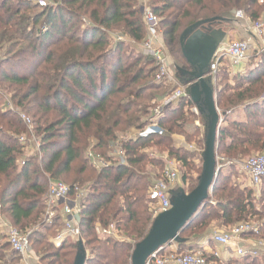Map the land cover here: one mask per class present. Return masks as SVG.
<instances>
[{
  "label": "trees",
  "instance_id": "trees-1",
  "mask_svg": "<svg viewBox=\"0 0 264 264\" xmlns=\"http://www.w3.org/2000/svg\"><path fill=\"white\" fill-rule=\"evenodd\" d=\"M37 1L0 0V92L29 117L40 140L37 156L19 163L17 138L27 133L26 127L15 114L1 111L0 95V218L29 232L35 264H73L78 242L67 238L54 244L62 231L60 219L51 226L42 221L47 181L61 182L71 196L75 189L82 191L80 242L90 253L85 264H130L134 245L155 218L148 191L164 167L143 151L152 147L180 163L185 169L181 190L186 186L191 192L201 173L206 120L190 112L194 104L187 89L185 98L163 109L156 122L159 132L128 140L131 130L149 124L158 99L177 89L155 81L154 61L140 51L146 37L140 0H48L46 6ZM147 1L169 57L184 68L180 36L187 28L224 21L235 11L250 22L264 17V0ZM252 60L254 66L235 75L232 85L226 67L212 78L224 124L215 141L221 170L213 180L211 200L179 232L178 251L192 252L198 239L212 235V224L228 230L254 221L264 238V180L256 198L251 188L235 184L231 166L264 154V55ZM174 135L183 137L185 145L196 144L200 153L176 147ZM116 145L124 153V166L111 163ZM89 147L110 164L95 169L86 157ZM194 158L200 167L195 168ZM107 228L117 238H100L98 231ZM233 259L230 264L264 262L261 255ZM0 264H20L7 243H0Z\"/></svg>",
  "mask_w": 264,
  "mask_h": 264
},
{
  "label": "built area",
  "instance_id": "built-area-1",
  "mask_svg": "<svg viewBox=\"0 0 264 264\" xmlns=\"http://www.w3.org/2000/svg\"><path fill=\"white\" fill-rule=\"evenodd\" d=\"M38 4L46 6L48 0H38ZM140 12L144 22L146 37L140 45L141 52L146 57L154 61L157 69L155 81H165L167 84L172 85L173 79L168 71L169 55L166 47L162 41L161 35L158 32V18L152 13L146 0H142L140 4ZM234 17L237 19H244L245 16L241 11H235ZM250 32L255 41L249 43L246 40H236L230 42L223 49L213 56L209 64V72L211 79L219 68V64L223 60H227L232 67L245 64L250 56L264 55V20L250 22ZM249 54V56H248ZM213 82V80H212ZM186 92L181 88L175 89L171 94L163 96L160 102L151 110L149 124L143 130H132L128 134V140L137 137H144L153 133L159 132L157 127V120L161 116L165 107L175 104L179 99L185 98ZM190 112L195 116L199 115L196 107L190 108ZM21 120L25 122L29 128L31 127V120L25 116L20 115ZM222 121L220 120V123ZM21 145L28 143L30 149L35 153L39 152V138L31 136L28 141L24 137L18 139ZM190 149H193L190 147ZM111 163L117 166H124L125 156L119 146H115L111 153ZM86 157L91 165L101 170L108 166V162L104 161L99 155L92 152V147L86 150ZM162 176L160 179L154 180L149 188L148 195L153 201L154 217L170 208V197L173 188L176 186L178 180L177 165L174 159H167L164 162ZM220 167V166H219ZM219 169V168H217ZM242 171L250 179L251 187H256L264 180V155H256L250 157L242 166ZM82 197V191L75 189L74 193L70 194L68 186L61 182L50 181L45 198V210L43 214L44 225L51 226L55 219L58 217L61 222L62 231L58 234L53 242L59 245L64 239H70L73 242H80L79 234V204L78 201ZM6 241L11 251L16 253L20 258V264H35L32 256V251L29 245L28 236L29 232H22L13 227L5 226ZM252 232L247 225H240L232 227L226 231L212 234L209 238L202 241V248L207 244L214 243L219 247L228 248L233 246L235 248L234 255L243 257L247 251L236 248V241L244 233ZM100 238L113 237L117 238V233L113 228L100 229L98 231ZM205 248V247H204ZM86 260L89 258L90 253L84 249ZM250 256L257 255L256 248L249 252ZM211 257L219 264H226L219 259V253L215 251L200 250L188 253H180L174 242H171L150 255L145 264H210L207 258Z\"/></svg>",
  "mask_w": 264,
  "mask_h": 264
},
{
  "label": "water",
  "instance_id": "water-1",
  "mask_svg": "<svg viewBox=\"0 0 264 264\" xmlns=\"http://www.w3.org/2000/svg\"><path fill=\"white\" fill-rule=\"evenodd\" d=\"M187 28L180 36V47L182 56L188 66L183 69L185 85L188 87L189 97L194 106L205 120L204 149L201 154V173L195 189L189 193L182 190L171 192L170 208L158 214L147 233V235L133 247L130 264H145L147 258L159 248L174 242H180L179 232L199 207L210 201L211 186L218 173L215 141L218 129L221 127L220 114L216 108L213 84L208 77L211 56H204L198 59L193 58L185 50L184 36L192 29ZM222 121V120H221ZM34 260L36 258L32 253ZM85 251L78 242V252L73 264H85Z\"/></svg>",
  "mask_w": 264,
  "mask_h": 264
},
{
  "label": "rangeland",
  "instance_id": "rangeland-1",
  "mask_svg": "<svg viewBox=\"0 0 264 264\" xmlns=\"http://www.w3.org/2000/svg\"><path fill=\"white\" fill-rule=\"evenodd\" d=\"M260 20H264V18H262ZM248 56H249V54H248ZM252 57H255V55L254 54H250V56H249V58L247 60V62L248 61L249 62H248L246 71L248 69L252 68V66H254V64L256 62V61L252 60ZM170 59H171V61L173 63V60H172L171 57H170ZM247 62L245 64H247ZM223 68H225V67H223ZM228 81H229V85H232L233 82H234L233 78H230V77H228ZM0 95L2 96L1 111L2 112H10V113L15 114L18 117V119L22 122V124L26 127L27 133L20 135L17 139H19L21 137H24L26 140L29 141L31 139V136L34 135V133H33V127H32V122L30 124L31 127L29 128V126L25 122H23L21 120L20 115L25 116L27 119H29V117H27L25 115V113H22L21 111H19L18 109H16L14 107V105L10 101V96L9 95L3 94L2 92H0ZM218 112L220 114V111H218ZM227 115H230V113H227ZM237 115H239V114H237ZM197 116H199V115H197ZM220 119L222 120L223 118L220 117ZM220 124L224 125L223 124V120H222V122ZM195 126H198L201 130L203 129L202 125L197 120L195 121ZM174 136H177V135H174ZM183 140H184V138H183ZM18 142H19V140H18ZM19 144H21V143L19 142ZM20 146H22V154L20 156H18L19 157V163H22L23 161H25V159H27L29 157L37 156V153H35L34 151H32L30 149L31 147L28 146V143H24L23 145H20ZM175 146H176V144H175ZM184 147H186L187 150L190 151V152H197L198 154L200 153V149H199L198 146H196V144H191L189 146L188 145H184ZM190 147H192L193 149H190ZM143 152L148 157L155 158L157 160H161L163 163L166 161V157H167V159H169V157L166 154H162L158 149H155V148H152V147L151 148H146ZM256 155H264V154L263 153H255V154H252V155H250L248 157H245V158L241 159L240 162H237L235 164H232L231 166H232V170L234 172V179L233 180H234L235 184H237V185H239L241 187H249V188H251V190L253 191V194L256 196V198H258L259 195H260V191H261V185L256 186V187H251V185H250V179L242 171V166L246 162V160H248L250 157L256 156ZM194 159H195L194 161H195V164H196V167L195 168L200 167L201 163L199 162L198 158H194ZM219 161L220 160H219L218 156H216L217 168H219L218 170L220 171L221 170V167H219ZM175 162H176V165H177V172H178V180L176 182V185L177 184H179V185H177L176 188H175L178 191L174 190V188H173V192H179V190H181L183 188L182 185H181L180 179H181L182 173L185 171V169H183V167H181L180 163H178L176 160H175ZM164 165H165V163H164ZM225 168H229V166L225 165ZM191 174H192V176H195V171H192ZM154 180H157V179L156 178L153 179L152 182ZM49 182L50 181H47V184H49ZM184 191L186 193H189L188 187L185 186V190ZM210 200H211V192H210ZM240 225H243V226L244 225H247V226H249V228H250V230L252 232H250L251 233V236L250 237L245 236V234H249V233L242 234L238 238V240L236 241V243H234L236 245V248L237 249L238 248H241V249L247 251V254L246 255H248L251 250H253V249L256 248L257 255H255L254 257H258L260 255L264 257V238L260 236L258 223L257 222H254V221H251L249 223H241V224H238V226H240ZM5 226L12 227L11 225L7 224L6 221H4L3 217H1L0 218V243H7L6 236H5V233H6ZM214 226L215 225L212 224V227H210V234L220 233V232H223V231H226L227 230V229H218V228H216ZM22 232H25V231H22ZM205 239H201V240L198 239L197 240V243L198 244H196V247L193 250L194 252H196L198 250H200V252H203V249H202V241H204ZM179 252L180 253H188L186 250H182V251H179ZM226 253L227 252H222L221 254H219V259L221 260V262L223 261L226 264H230V262H232L234 260L233 259V256L236 257V255L231 254L232 255L231 257H226ZM227 254L230 255V252H228ZM243 257H239V258L242 259ZM228 258H230V259H228ZM210 264H219V263L216 262L215 260H213L212 263H210ZM262 264H264V262Z\"/></svg>",
  "mask_w": 264,
  "mask_h": 264
},
{
  "label": "crops",
  "instance_id": "crops-1",
  "mask_svg": "<svg viewBox=\"0 0 264 264\" xmlns=\"http://www.w3.org/2000/svg\"><path fill=\"white\" fill-rule=\"evenodd\" d=\"M140 2L142 3V0H140ZM234 13L235 12H231L229 15H227V18L224 21L202 23L193 26V28L190 29V31L187 32L184 36V47L188 55H191L195 59L204 56H211V60H212L213 56L218 52V50L223 49L232 41L246 40L249 41V43H253V41L255 40L250 32V27H249L250 21L246 17L243 20L237 19L234 17ZM248 62L247 64H240L239 66L232 67L227 60H223L219 64V68H223V67L228 68L229 77L233 78L237 74L245 73ZM183 69L184 67H178L174 63H172L169 57L168 71L173 79L172 87L181 88L186 92L188 87H186L184 82L185 78L183 77L182 74ZM208 77H210V73L208 74ZM162 98L163 97L158 99V102H160ZM172 138L176 144V147L178 146L183 147L185 145L182 137L173 136ZM204 247L202 248L203 251H215L218 252L219 254H221L222 252H227V253L230 252V255L226 253V257H231L232 256L231 254L234 255V251H235V248H233V246H229L228 248H222L214 243L207 244Z\"/></svg>",
  "mask_w": 264,
  "mask_h": 264
}]
</instances>
